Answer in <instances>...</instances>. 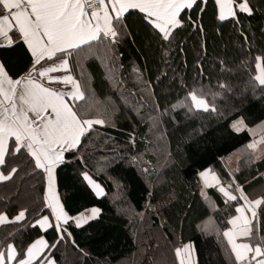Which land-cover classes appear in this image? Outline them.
Returning <instances> with one entry per match:
<instances>
[{
  "label": "trees",
  "instance_id": "1",
  "mask_svg": "<svg viewBox=\"0 0 264 264\" xmlns=\"http://www.w3.org/2000/svg\"><path fill=\"white\" fill-rule=\"evenodd\" d=\"M250 5L251 15L236 8L238 19L220 21L215 0H207L202 12L194 6L181 13L185 24L170 41L161 40L142 19L144 14L129 10L125 15L131 35L115 48L124 95L106 80L99 61L86 62L97 107L109 103L106 97L116 106L113 121L94 125L95 131L85 134L55 171L69 216L99 208V217L82 227L68 222L62 228L71 235L64 240L52 228L43 232L36 226V219L49 214L42 207L46 182L22 150L10 161L17 173L0 183V213L12 218L27 209L26 217L0 227V249L12 243L19 257L43 236L55 264H178L175 250L191 244L197 264H234L223 232L241 201L226 202L215 188L207 190L206 200L199 173L213 170L250 199L264 197V156L256 159L247 148L258 131L264 132V86L254 80L256 57L264 58V0H250ZM0 62L16 78L29 68L30 53L17 41L0 48ZM133 68L151 82L149 89L141 91L135 84ZM73 74L78 76V69ZM193 89L208 93L205 99L215 111H189L177 103ZM129 90H135L130 103L125 100ZM139 97H144L140 115L132 108ZM150 112L159 114L155 131L147 119ZM240 118L247 129L236 132L232 123ZM240 151L242 166L232 176L224 160ZM85 171L105 190L102 197L85 181ZM253 225L255 234L264 236V204Z\"/></svg>",
  "mask_w": 264,
  "mask_h": 264
},
{
  "label": "snow or ice",
  "instance_id": "2",
  "mask_svg": "<svg viewBox=\"0 0 264 264\" xmlns=\"http://www.w3.org/2000/svg\"><path fill=\"white\" fill-rule=\"evenodd\" d=\"M206 3L207 0H200L199 4L197 0H99L100 7L89 12L88 0H0V47L22 41L30 53L29 68L16 78L0 62V182L11 180L17 173V166L10 161L24 150L32 158L34 169L41 170L42 182H46L42 207L48 209L49 214L35 220L40 229L52 228L59 240H64L65 235L71 234L62 228V223L67 224L69 219H74L80 226L101 211L92 208L90 216L79 214L70 217L56 190L55 171L57 165L64 161V153L76 149L85 134L95 131L94 125L103 126L113 121L117 110L110 97L105 98L109 103L103 108L97 107L94 90L88 83L90 73L86 71V62L90 59L99 61L106 80L124 95V80L118 71L122 65L116 63L115 48L123 36L131 35L125 14L129 10H138L144 14L142 19L157 30L162 41H170L173 31L185 24L181 13L194 6L202 12ZM215 5L220 21L238 19L236 8L249 15L253 12L250 0H215ZM187 19L191 20V17ZM241 35L247 42V37L243 33ZM262 59L256 57L258 74L254 77L260 86H264ZM74 69H78V76L73 74ZM133 72L134 82L140 90L149 89L151 82L144 81L142 72L137 68H133ZM53 82L70 88L52 87ZM261 90L264 91V87ZM207 95L203 89H193L183 102L178 100L177 103L186 106L189 111H215V107L205 99ZM153 96L154 93L150 92L149 97ZM133 98L135 90H129L125 100L130 103ZM81 101L84 103H77ZM137 101L132 108L140 115L144 97L137 98ZM171 107L174 109L176 105ZM158 115L151 112L147 115L154 131L160 123ZM112 126H115L114 122ZM246 127L242 118L232 124L236 132ZM130 141L135 143L134 136L130 137ZM256 146L254 140L247 148L255 149ZM144 171L147 172V168ZM82 175L96 195H101L103 189L100 184L88 172ZM199 176L206 186L209 185V170L201 171ZM211 179L219 186L218 190L226 202L237 200V196L228 190L231 185L227 188L221 185L215 174ZM235 191L244 203L235 207L238 215L229 221L233 227L223 232L234 256V264H264V236L255 234L253 225L257 209L264 204V197L249 199L240 186ZM26 211L21 209L12 221L23 220ZM6 222H9V217L0 213V225ZM239 237L247 239L238 242ZM55 246V243L51 245ZM49 247V242L41 236L21 250L18 257L17 248L8 243L0 249V264H34ZM190 249L191 245L184 246L185 253H189ZM175 251L180 257L181 249ZM45 264H55V261L49 258ZM180 264H191V260L186 256Z\"/></svg>",
  "mask_w": 264,
  "mask_h": 264
},
{
  "label": "rangeland",
  "instance_id": "3",
  "mask_svg": "<svg viewBox=\"0 0 264 264\" xmlns=\"http://www.w3.org/2000/svg\"><path fill=\"white\" fill-rule=\"evenodd\" d=\"M53 87H56V88H61V87H59V86H57V85H53ZM196 110V109H195ZM233 124V123H232ZM244 129H247V128H244ZM244 129H242V130H244ZM241 130V131H242ZM259 132L260 131H258V133H256L257 135H255L254 136V138H253V140H252V142L255 140L256 142H257V146H256V148L255 149H251V151H252V154L254 155V157H257V156H259V157H263L264 156V150L262 151V152H260L261 151V149H264L263 147H264V144H263V142L262 141H264V132L262 133H260L259 134ZM242 151H240V152H238V153H236V154H234V155H232V156H230V157H228L226 160H224V166L226 167V169H227V171H229L230 173H231V175L233 176V173H235V172H237L238 170H239V168L242 166V162H241V160H242ZM212 174H215V176L216 177H218V179H219V181H220V183H221V185H223V186H225L226 188L229 186V185H231V187L228 189V190H230V191H232L233 192V194L234 195H236L237 196V200L238 201H241L239 204H243L244 203V201H242V200H240L239 199V193L238 192H236L235 191V189H236V187L237 186H234L232 183H229V182H223L222 180H221V178L218 176V174H217V172H215V171H213V170H209V185H205L204 184V181L201 179V177H200V184H201V193H202V196L206 199V200H208V195H207V190L208 189H210V188H215L218 192H219V190H218V185H216L215 184V182L214 181H212V179H211V176H212ZM98 183V182H97ZM99 184V183H98ZM101 186V185H100ZM101 188L103 189V187L101 186ZM104 190V189H103ZM222 194V193H221ZM28 194H25V196H27ZM25 196H23V198L25 197ZM222 196H223V194H222ZM224 197V196H223ZM262 196H260L259 198H261ZM22 197H21V199H23ZM225 198V197H224ZM253 198V197H252ZM24 199H26V197L24 198ZM226 199V198H225ZM250 199V198H249ZM254 199V198H253ZM228 201H233V200H228ZM237 215V213H235V215H233L232 217H234V216H236ZM250 215V214H249ZM231 217V218H232ZM231 220V219H230ZM233 226H232V224H230L229 223V228L228 229H231ZM165 238V237H164ZM226 239V238H225ZM247 239V238H246Z\"/></svg>",
  "mask_w": 264,
  "mask_h": 264
},
{
  "label": "crops",
  "instance_id": "4",
  "mask_svg": "<svg viewBox=\"0 0 264 264\" xmlns=\"http://www.w3.org/2000/svg\"><path fill=\"white\" fill-rule=\"evenodd\" d=\"M239 1V0H238ZM106 2H107V0H106ZM89 12H90V10H89ZM13 30H15V29H13ZM3 47H9V46H3ZM1 48V47H0ZM260 63H261V67H263V65H262V61H260ZM257 65V64H256ZM256 70H257V67H256ZM257 74H258V72H257ZM53 75H55V73L53 74ZM45 83H48L47 81L45 82ZM53 85H57V86H59V87H61V88H65V86H63V85H60V84H56V83H51V86L53 87ZM67 88H70V86H67ZM67 88H65V90H67ZM10 142H11V140L9 141V144H10ZM263 142V144H264V141H262ZM264 148V147H263ZM72 150H74V149H72ZM264 149H261V151L260 152H262ZM69 151H71V150H68V151H66L65 153H64V156H65V154L67 153V152H69ZM60 165V164H59ZM59 165H57V167L59 166ZM57 169V168H56ZM86 181V180H85ZM87 182V184L90 186V188L93 190V188H92V186L88 183V181H86ZM0 183H3V182H0ZM56 190H57V187H56ZM93 192L95 193V195H96V192L93 190ZM105 194V190H103V192H102V194L101 195H99V196H97V197H102L103 195ZM91 209L92 208H89V209H86V210H84L83 212H81L80 214H83L85 217H87V216H90L91 215ZM66 211V210H65ZM100 213H101V211L98 213V214H96L94 217H92L91 219H86L84 222H82L81 224H80V226H78V227H82V226H84V225H86L89 221H91V220H94V219H96V218H98L99 217V215H100ZM79 215V214H78ZM238 215V214H237ZM77 216V215H76ZM76 216H74V217H76ZM25 217H26V213H25ZM25 219V218H24ZM23 219V220H24ZM52 218L50 217V220H51ZM23 220H21V221H12V218H9V222H6L5 224H8V223H12V222H15V223H19V222H22ZM70 221H73L74 222V224L76 225V223H75V220L74 219H69V221L68 222H70ZM254 221V220H253ZM5 224H3V225H5ZM3 225H0V227L1 226H3ZM36 226H38L39 227V225L38 224H35ZM66 224H63L62 223V227H64ZM77 226V225H76ZM51 228H48V229H41L43 232H46V231H48V230H50ZM228 230V229H227ZM224 237V236H223ZM224 239H225V237H224ZM226 240V239H225ZM237 240H238V242H242V241H244V240H246V238H244V237H239V238H237ZM227 242V241H226ZM186 245H191V244H186ZM185 246V245H184ZM184 246L182 247V248H180L181 249V254H180V257H177V255H176V258H177V262H178V264H180V260L181 259H184L186 256H188V258L191 260V264H197V262H196V255H195V251H194V248H193V246L191 245V249H190V252L189 253H185V251H184ZM175 253H176V251H175ZM49 258H51L52 260H54L53 259V257L51 256V252L50 251H48V248L47 249H45V252L44 253H42L41 254V257L40 258H38V261L41 259L42 261H41V264H45V261L46 260H48ZM37 262V261H36ZM36 262H34V263H36ZM13 264H15V262H13Z\"/></svg>",
  "mask_w": 264,
  "mask_h": 264
},
{
  "label": "built area",
  "instance_id": "5",
  "mask_svg": "<svg viewBox=\"0 0 264 264\" xmlns=\"http://www.w3.org/2000/svg\"><path fill=\"white\" fill-rule=\"evenodd\" d=\"M88 4H89L88 8L90 9L99 7V3L97 2V0H95V2H93V0H88Z\"/></svg>",
  "mask_w": 264,
  "mask_h": 264
}]
</instances>
